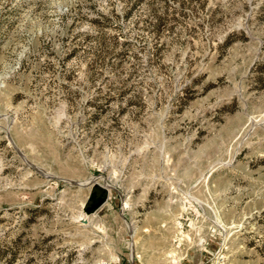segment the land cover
Listing matches in <instances>:
<instances>
[{
    "label": "rangeland",
    "instance_id": "1",
    "mask_svg": "<svg viewBox=\"0 0 264 264\" xmlns=\"http://www.w3.org/2000/svg\"><path fill=\"white\" fill-rule=\"evenodd\" d=\"M133 1L0 0V264H264V0Z\"/></svg>",
    "mask_w": 264,
    "mask_h": 264
},
{
    "label": "trees",
    "instance_id": "2",
    "mask_svg": "<svg viewBox=\"0 0 264 264\" xmlns=\"http://www.w3.org/2000/svg\"><path fill=\"white\" fill-rule=\"evenodd\" d=\"M142 1L144 0H134L133 2H131L130 6L128 7V9L124 12V14L122 15L124 18H127L128 16H130L132 10L138 5L140 4ZM99 14V19H95L93 20L98 26H106L109 25L110 22L112 21V19L114 17H118L119 14L114 12L113 10H110V12L108 13H102V12H98ZM162 18H158V22H157V29L158 27H160V23H161Z\"/></svg>",
    "mask_w": 264,
    "mask_h": 264
},
{
    "label": "built area",
    "instance_id": "3",
    "mask_svg": "<svg viewBox=\"0 0 264 264\" xmlns=\"http://www.w3.org/2000/svg\"><path fill=\"white\" fill-rule=\"evenodd\" d=\"M175 264H180V262L179 263H175Z\"/></svg>",
    "mask_w": 264,
    "mask_h": 264
}]
</instances>
